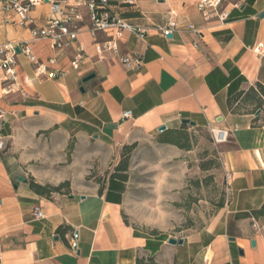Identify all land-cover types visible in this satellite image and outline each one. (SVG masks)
Here are the masks:
<instances>
[{"label":"crops","instance_id":"obj_1","mask_svg":"<svg viewBox=\"0 0 264 264\" xmlns=\"http://www.w3.org/2000/svg\"><path fill=\"white\" fill-rule=\"evenodd\" d=\"M233 1L226 21L206 23L197 0H109L116 14L147 31L142 37L124 31L118 52L98 53L97 43L115 38V30L93 36L84 26L79 68L72 66L75 47L56 51L50 39L32 40L28 29L7 24L0 8V44L29 41L47 66L39 75L19 54V82L11 88L0 72L4 140L19 117L78 120L93 138L114 146L136 132L158 134L162 125L179 129L189 119L229 131L222 147L231 175L224 206L183 243L172 244L174 236L147 234L127 221L128 181L110 177L102 190L95 184L45 197L30 187L22 159L0 149V264H264V107L256 115L235 112L229 103L237 92L264 85V57L252 48L264 42V0L239 7ZM49 10L48 4L36 9L39 22ZM171 20L178 27L165 33ZM131 54L142 59L136 70L119 59ZM36 206L42 218L35 217Z\"/></svg>","mask_w":264,"mask_h":264},{"label":"rangeland","instance_id":"obj_2","mask_svg":"<svg viewBox=\"0 0 264 264\" xmlns=\"http://www.w3.org/2000/svg\"><path fill=\"white\" fill-rule=\"evenodd\" d=\"M180 129L184 147L163 142V132H136L129 142L114 146L93 138L78 120L54 124L19 117L4 150L22 159L29 178L54 185L70 181V191L103 185L127 160L122 172L128 181L127 221L147 234L180 239L205 226L230 194L226 142H216L209 127L186 124Z\"/></svg>","mask_w":264,"mask_h":264},{"label":"built area","instance_id":"obj_3","mask_svg":"<svg viewBox=\"0 0 264 264\" xmlns=\"http://www.w3.org/2000/svg\"><path fill=\"white\" fill-rule=\"evenodd\" d=\"M244 0L231 2L233 7H239ZM49 5V16L45 23L39 22L35 16L36 9L43 5ZM228 0H197L196 6L206 23L224 22L230 16ZM0 8L4 13L7 24L26 28L31 33L32 40L50 39L52 48L56 51H66L75 47L72 66L80 67V61L84 58L83 46L79 43V34L84 26H87L93 36L102 31L115 30V38L99 42L96 45L98 53L118 52L119 40L124 31L136 33L140 37L147 29L130 23L116 14L109 5V0H0ZM177 22L171 20L165 33L177 28ZM190 29L199 33L195 25ZM17 48L20 52H17ZM253 50L264 57V42L255 44ZM24 55L32 64L36 65L39 75L47 71L46 63L40 62L32 50L29 41L19 43L0 44V72L8 88L19 82L18 55ZM120 61L131 70H136L142 64V59L135 54L121 55ZM131 111H125L124 117H130ZM215 134L216 142L224 143L229 140V131L211 128ZM5 145L0 136V149ZM231 175L228 174L227 181ZM229 187V183H228ZM34 215L37 218L44 216L40 206L34 207Z\"/></svg>","mask_w":264,"mask_h":264},{"label":"trees","instance_id":"obj_4","mask_svg":"<svg viewBox=\"0 0 264 264\" xmlns=\"http://www.w3.org/2000/svg\"><path fill=\"white\" fill-rule=\"evenodd\" d=\"M230 106L232 110L235 112H245L252 110L253 112H257L259 109L264 107V85L262 83H258L257 87H251L249 91L245 94L243 91H239L236 94L232 95L229 98ZM250 106H253L250 108ZM182 127H186V124H183ZM179 129H168L162 133L161 140L163 142H170L180 145L184 147L181 143V134ZM128 168L127 160H122L117 166L116 171L112 173L111 178H118L120 180L127 181V176L122 173L126 171ZM30 187L39 195L45 197H51L53 193H69L70 192V181H64L59 185H53L51 183L42 184L37 182L33 177L29 178ZM104 185V184H103ZM100 190H102V186ZM64 188L67 191H63ZM225 200L222 201L218 206H224ZM264 208V204H263ZM60 231L62 228L59 229Z\"/></svg>","mask_w":264,"mask_h":264},{"label":"water","instance_id":"obj_5","mask_svg":"<svg viewBox=\"0 0 264 264\" xmlns=\"http://www.w3.org/2000/svg\"><path fill=\"white\" fill-rule=\"evenodd\" d=\"M17 52H20V49H19V48H17ZM94 76H95L94 74L88 75L87 77L84 78L83 81L86 82V81L90 80L91 78H93ZM80 90L84 92V91H85V87H84V86H81V87H80ZM260 112H261V110L259 109V110L257 111L256 115L260 114ZM182 123H184V124H190L191 126H196V122L191 121V120H189V119H183V120H182ZM165 130H166V126H165V125H162V126L159 128V131H160V132H163V131H165ZM19 180H20V181L28 182V178H25L24 176H20V177H19ZM76 236H78V232H76ZM169 242L172 243V244L183 243V239H182V238H181V239H177V238H175V237H171V238L169 239ZM74 248H75V249L77 248V243L74 244Z\"/></svg>","mask_w":264,"mask_h":264},{"label":"bare ground","instance_id":"obj_6","mask_svg":"<svg viewBox=\"0 0 264 264\" xmlns=\"http://www.w3.org/2000/svg\"><path fill=\"white\" fill-rule=\"evenodd\" d=\"M216 131H218V128H216Z\"/></svg>","mask_w":264,"mask_h":264}]
</instances>
